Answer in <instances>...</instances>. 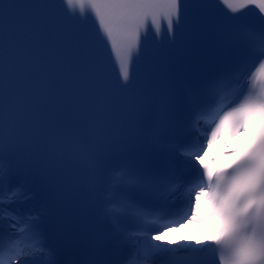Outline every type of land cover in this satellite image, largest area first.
Here are the masks:
<instances>
[{
    "label": "snow or ice",
    "instance_id": "6c2138e0",
    "mask_svg": "<svg viewBox=\"0 0 264 264\" xmlns=\"http://www.w3.org/2000/svg\"><path fill=\"white\" fill-rule=\"evenodd\" d=\"M0 264H264V0H0Z\"/></svg>",
    "mask_w": 264,
    "mask_h": 264
},
{
    "label": "bare ground",
    "instance_id": "6f19581e",
    "mask_svg": "<svg viewBox=\"0 0 264 264\" xmlns=\"http://www.w3.org/2000/svg\"><path fill=\"white\" fill-rule=\"evenodd\" d=\"M237 146H239L238 143L233 144L232 148H235ZM222 148H224V147L220 145V142H218V146H216L210 150L209 156L214 154L215 152H217L218 150H220ZM197 232L207 236V235H210L211 229H210V226H208V225H200V224L193 223L192 225H190L188 227L180 229L179 232L165 234V236L162 237V239H168V240H172L173 238L195 239Z\"/></svg>",
    "mask_w": 264,
    "mask_h": 264
}]
</instances>
